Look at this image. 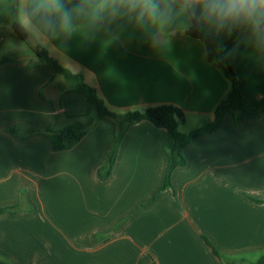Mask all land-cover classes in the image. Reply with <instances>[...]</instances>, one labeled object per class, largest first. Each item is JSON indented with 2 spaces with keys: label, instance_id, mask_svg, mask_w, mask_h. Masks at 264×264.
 <instances>
[{
  "label": "crops",
  "instance_id": "1",
  "mask_svg": "<svg viewBox=\"0 0 264 264\" xmlns=\"http://www.w3.org/2000/svg\"><path fill=\"white\" fill-rule=\"evenodd\" d=\"M0 12V259L11 264H226L264 255V112L227 114L213 133L185 149L187 164L160 192L168 157L167 130L133 125L111 176L101 179L115 126L100 121L75 147L55 151L31 129L67 124L64 114L88 110L79 93L37 56L47 51L84 77L116 113L173 105L198 129L215 118L231 91L205 44L177 29L154 48L131 26L32 46ZM241 91L252 105L264 97V54L240 33L222 36ZM30 45L31 54H24ZM20 53V57L15 55ZM60 105V110L55 108ZM15 129V131H11ZM194 129V130H195ZM219 252L217 256L210 246Z\"/></svg>",
  "mask_w": 264,
  "mask_h": 264
},
{
  "label": "clouds",
  "instance_id": "2",
  "mask_svg": "<svg viewBox=\"0 0 264 264\" xmlns=\"http://www.w3.org/2000/svg\"><path fill=\"white\" fill-rule=\"evenodd\" d=\"M9 8L32 46L116 25L142 32L154 48L166 45L177 29L192 28L215 44L219 59L238 48L227 49L220 37L240 33L264 54V0H0V12Z\"/></svg>",
  "mask_w": 264,
  "mask_h": 264
},
{
  "label": "trees",
  "instance_id": "3",
  "mask_svg": "<svg viewBox=\"0 0 264 264\" xmlns=\"http://www.w3.org/2000/svg\"><path fill=\"white\" fill-rule=\"evenodd\" d=\"M14 9V17H15ZM12 28L20 40L28 38L25 33L13 21ZM186 34L192 38L201 40L207 49L209 61L221 69L227 79L231 83V91L226 98L219 103L215 110V118L212 122L191 131L190 133L181 132L179 127L185 122L184 111L173 105H162L150 107L143 111L134 110L126 113H116L111 111L105 104V101L98 95L96 89L89 86L84 77L79 74H74L68 69L62 67L55 59L49 56L47 51L37 52L40 62L48 66L54 73V76H62L64 82L62 83L61 92L65 93H79L83 95L88 103V110L79 115L64 114L67 119V124L60 127L47 126L43 128H36L30 130V135H43L47 137L55 151L70 150L75 147L97 124L102 120H109L115 126V141L108 156L106 164L99 170L101 179L107 180L114 169L119 154L121 142L123 141L129 129L142 121H149L159 128L167 130V138L164 142V150L168 157V165L165 175V180L160 192L172 187V179L175 170L187 164L185 156V149L195 139L215 132L221 125L223 119L227 114H232L235 121L238 122L243 115L250 117H257L264 112V97L261 98L256 105H252L241 91L240 80L231 66L229 60L219 59L218 53L215 49V44L201 31L189 28ZM6 58H0V65L6 62ZM55 108L60 110V105L55 104ZM15 131V129H11ZM11 209H1L0 214ZM215 254L219 257V252L213 247ZM0 264H11L0 259ZM226 264H264V255L257 261L247 263L246 261H227Z\"/></svg>",
  "mask_w": 264,
  "mask_h": 264
},
{
  "label": "rangeland",
  "instance_id": "4",
  "mask_svg": "<svg viewBox=\"0 0 264 264\" xmlns=\"http://www.w3.org/2000/svg\"><path fill=\"white\" fill-rule=\"evenodd\" d=\"M24 48H25V51H24V54H26L27 56H29L30 54H31V48H30V45H27V47H25L24 46ZM20 53H18L17 55H15V58H17V57H20ZM60 80H62L63 82H64V79H63V77L62 76H60V75H58L57 76ZM141 111H143V110H141ZM196 125H193L190 121L187 123V125L185 126V128H184V130L186 131V132H190L191 130H194L196 127H195Z\"/></svg>",
  "mask_w": 264,
  "mask_h": 264
}]
</instances>
